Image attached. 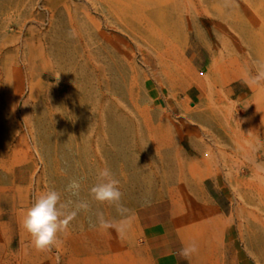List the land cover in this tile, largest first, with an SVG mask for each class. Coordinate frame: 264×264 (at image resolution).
<instances>
[{
    "label": "rangeland",
    "instance_id": "obj_1",
    "mask_svg": "<svg viewBox=\"0 0 264 264\" xmlns=\"http://www.w3.org/2000/svg\"><path fill=\"white\" fill-rule=\"evenodd\" d=\"M258 61L264 0H0V264H264ZM104 167L123 237L91 227L120 219L89 193ZM72 179L90 211L38 251L23 216Z\"/></svg>",
    "mask_w": 264,
    "mask_h": 264
},
{
    "label": "clouds",
    "instance_id": "obj_2",
    "mask_svg": "<svg viewBox=\"0 0 264 264\" xmlns=\"http://www.w3.org/2000/svg\"><path fill=\"white\" fill-rule=\"evenodd\" d=\"M231 0H225V6H229ZM70 33V38H71ZM59 79V74L57 76ZM244 83L249 87L264 86V61H258L255 73L246 72L244 75ZM264 181V177H258ZM119 180L108 167H104L98 171L97 182L89 189L92 199L99 203L107 202L116 208L120 217L118 220L106 219L102 211H96V220L91 223V227L103 231L113 229L116 233L123 237L130 228L131 219L128 215L130 210L122 203L123 193L119 187ZM65 191L70 194L66 201L61 199V192L54 188L39 193L34 203L26 210L22 226L30 235L33 246L38 251L51 250L58 243L59 235L67 233L71 222L77 217L81 211H90V203L87 199L80 197L81 182L72 179L66 186ZM198 245L195 242L183 245L178 256L184 260L198 253Z\"/></svg>",
    "mask_w": 264,
    "mask_h": 264
},
{
    "label": "crops",
    "instance_id": "obj_3",
    "mask_svg": "<svg viewBox=\"0 0 264 264\" xmlns=\"http://www.w3.org/2000/svg\"><path fill=\"white\" fill-rule=\"evenodd\" d=\"M155 264H182L174 254H159L154 258Z\"/></svg>",
    "mask_w": 264,
    "mask_h": 264
}]
</instances>
